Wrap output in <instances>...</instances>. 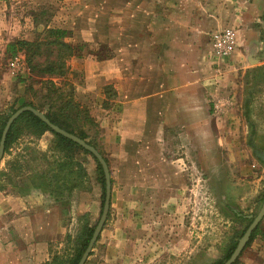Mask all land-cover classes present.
Here are the masks:
<instances>
[{"label": "crops", "instance_id": "obj_1", "mask_svg": "<svg viewBox=\"0 0 264 264\" xmlns=\"http://www.w3.org/2000/svg\"><path fill=\"white\" fill-rule=\"evenodd\" d=\"M226 2L0 0L1 97L25 99L26 79L18 81V73L10 68L14 58L22 61L20 74L30 76L24 53L11 56L6 52L9 44L53 30L61 32L71 48L66 80L75 102L94 122L86 130L88 140L105 159L111 181L106 222L85 264H155L167 249L176 259L182 249L183 257L194 259L191 264H210L221 258L234 229H221L209 248L212 233L195 232L184 224L186 205L198 200L216 205L214 218L223 217L224 208H230L232 217L241 211L248 219L259 212L264 152H255L261 166L252 165L243 150H235L240 165L225 166L224 152L234 150L230 140L236 136L235 125L228 124L238 122L231 74L246 67L257 71L263 54L254 31L245 23L239 26V16H231L235 9L226 8ZM36 12L47 13L41 24L35 23ZM227 24H238L237 42H256L254 52L214 56L208 35ZM185 162L193 166L183 167H195L201 174L196 186H183L169 175ZM91 188L88 207L81 210L79 203L77 209L93 215L100 187L94 182ZM194 191H199L195 198ZM44 200L33 195L0 197V264L49 260L55 211L50 213ZM184 230L183 241L177 239ZM188 234H200L202 240L189 245ZM212 248L218 255L210 260ZM241 253L237 264H264V218Z\"/></svg>", "mask_w": 264, "mask_h": 264}, {"label": "trees", "instance_id": "obj_2", "mask_svg": "<svg viewBox=\"0 0 264 264\" xmlns=\"http://www.w3.org/2000/svg\"><path fill=\"white\" fill-rule=\"evenodd\" d=\"M39 19L41 18L38 17L36 24H41ZM42 33L35 36L31 41L20 39L7 46L6 52L11 56H14L16 52L24 53L26 65L30 70V76L26 80H22L26 84L25 94L36 99L39 103L35 104L34 100L23 102L16 109L12 108L9 115L1 116L0 138L9 116L19 108L29 106L44 112L45 117L52 124L77 136L95 148L94 144L88 140L86 133L88 128L94 126L88 111L75 102L73 90L69 84L68 90L65 92L62 86H58L53 81L65 77L67 73L66 60L71 56V48L62 41L63 34L61 32L49 30L46 31L45 36H42ZM65 85L67 84L64 83L63 87ZM46 133L52 135L54 143L47 151L42 152L34 146V142ZM18 146H21L20 152L14 154L11 160L6 163V171H0V180L6 178L5 181L12 184V187L17 189L19 194L24 192V195H28L31 191L38 190L55 203L67 206L75 191L87 189L85 187L86 171L80 159V154H83L94 162L96 181L101 190L100 206L102 210L105 180L100 164L91 153L71 140L53 132L30 112L22 113L8 131L4 143V156L11 155V150ZM1 190L4 189L0 183ZM260 200L261 202L264 200V193ZM243 220L247 222V225L241 230H233L232 235L221 250V258L210 264H223L228 260L236 248L238 240L252 221V219L247 220L244 217L238 218L239 222H243ZM78 222L79 230L76 237L74 239L70 236L66 237L67 242L72 243L71 248H69L72 254L66 252L65 255L53 256L45 264H78L98 219L95 224L91 225L89 213L85 212L78 218ZM259 226L260 223L251 233L245 248L254 239ZM237 262L238 259L233 264H237Z\"/></svg>", "mask_w": 264, "mask_h": 264}, {"label": "rangeland", "instance_id": "obj_3", "mask_svg": "<svg viewBox=\"0 0 264 264\" xmlns=\"http://www.w3.org/2000/svg\"><path fill=\"white\" fill-rule=\"evenodd\" d=\"M34 2L35 4L42 3L43 0H29ZM36 6V5H35ZM234 8V12H231V16H239L240 25L245 23L246 26H249L250 29L254 31L256 34V41L258 46V51L263 54L261 57V64L260 67L257 69V71H254V69H251L250 67L237 69V71L234 74H231L232 77H235V91H234V100L236 103V106L234 108L233 115L238 118V122H235V124L229 123L228 125L232 126L235 125V131L236 136L235 138L230 140V144L234 145L233 152H230L226 149L224 152V164L225 166H238L240 165L238 159L239 156L236 153L235 150H243L248 155V161L251 162L254 166H261L260 162L258 161V157L255 155V152H264V0H227L226 2V8ZM39 10V9H38ZM37 17H46L47 13L44 15H41L39 12H36ZM50 15V11H49ZM226 27H231L235 30L236 34V40H237V30L238 24L235 25H226ZM225 28V27H224ZM223 28V29H224ZM41 28H38L40 31ZM254 39V38H253ZM252 39V40H253ZM245 41V40H244ZM244 41H239L236 43V52L242 53L245 56L250 54V52H254L255 50V43L256 42H249V43H242ZM251 43H254L250 45ZM250 51H249V50ZM12 72V71H11ZM16 79L19 81L21 79V76L27 79L29 75L20 74ZM66 76L64 77V80H66ZM58 86H62V89L67 92L68 90V84L70 83L66 80H53ZM65 87H63V84ZM233 97V95H231ZM24 100H19L20 96H17V98L14 100L13 95H10V97L6 94V96L0 95V117L1 116H7L9 115L11 109H16L18 106L23 104V102H28L30 100H34L35 104H38L36 99L31 98L29 95L24 96ZM26 100V101H25ZM230 109V108H229ZM39 111V110H38ZM40 112V111H39ZM44 114V112H41ZM227 113V112H226ZM225 113V114H226ZM13 114V113H12ZM11 114V115H12ZM10 115V116H11ZM9 116V117H10ZM233 128V127H232ZM26 141V139H25ZM227 142V141H226ZM53 137L49 133L44 134L40 139L36 140L34 142V146L42 152H45L53 145ZM213 144H210V151L214 152L215 148ZM21 146H18L17 148H14L11 150L10 154L3 155V159L0 164V171H6V163L11 160V158L14 156V154L20 152ZM212 157L215 156L214 153H212ZM80 159L82 160L83 167L86 171V178H85V187L87 189L75 191L71 198L69 199V205L63 206L61 203H55L52 199H50L47 195L42 194L40 191H31L28 195L33 196H44L45 206L47 207V210L51 213L55 211L54 214V220L51 223L50 221V230H49V260L53 256H61L65 255L66 252L69 254H72L71 250V244L67 242L66 237L70 236V238L74 239L76 237V234L79 230L78 226V218L81 216V214L85 213L84 211H78L77 207L78 204L81 203V210L85 207H88L90 203V196L92 194V183L96 182L97 184V177H96V171H95V165L94 162L88 158L87 156H83V154H80ZM185 158V156H182ZM92 163L93 166H88V164ZM177 166H182L183 169H179L177 172H170V177L172 176V179H177L176 181L185 186V185H197L199 183V180L201 179V174L193 167L192 169H189L188 167L185 168L183 166H193L191 163H181ZM91 167V170L89 168ZM8 173V168H7ZM14 173V172H12ZM175 175V176H174ZM6 178L1 179L0 183L3 186L4 190L0 191V197H7L9 195H18L20 197H25L28 195H24L23 193L19 194L15 189L12 187V184H8L7 181H5ZM7 180V179H6ZM19 180V179H18ZM98 185V184H97ZM199 190V189H198ZM199 194V191H194L193 195L194 198ZM101 195V190H100ZM100 203L98 206L95 207V211L88 212L89 213V223L91 225L95 224L97 219H99L100 212H101V200H99ZM84 207V208H83ZM186 207L188 208L187 213L184 215V224L187 226V228H190L191 230H194L195 232H201V231H209L213 234L212 240H207L209 248L214 244L217 237H215L216 233H220L221 229L228 228V226L233 227L232 230H241L247 225V222L243 220V222H239L238 218L243 217L244 213L239 212L241 216L239 217H232L230 212V208L226 210L224 208V215L220 214L219 217H211L214 212H216L217 207L209 202H205L204 200H198L197 202L194 201L191 204H187ZM220 207V206H219ZM228 207V206H225ZM87 210V209H86ZM215 210V211H214ZM232 213V212H231ZM214 216V215H213ZM225 216V217H224ZM256 215H254L255 217ZM245 218V217H244ZM247 220H251L252 218H246ZM219 229V230H217ZM51 231V233H50ZM187 233L185 230L181 233L182 236H177V239H182L183 241V235ZM200 234H188L185 236V241L189 245H196L197 242L200 239ZM209 238V235L206 234ZM204 240V239H203ZM212 241V242H211ZM176 243V242H175ZM180 243V241H179ZM178 243V244H179ZM74 245V244H73ZM75 246V245H74ZM73 248V247H72ZM213 249V248H212ZM171 252V251H170ZM168 251V249L165 252H162L155 261V264H185L184 262H188V264H191V262L194 261V259L190 255H186L183 257V250L181 249L180 253V259H176L173 255H171ZM213 256L209 257L210 260L217 257V253L215 252V249L212 250ZM178 253V254H179ZM178 254L176 255L178 257ZM173 257V258H172ZM181 257L183 259H181ZM186 257L189 259L186 260ZM208 259V260H209ZM186 260V261H185ZM48 262V261H47ZM46 263V262H45ZM44 263V264H45Z\"/></svg>", "mask_w": 264, "mask_h": 264}, {"label": "water", "instance_id": "obj_4", "mask_svg": "<svg viewBox=\"0 0 264 264\" xmlns=\"http://www.w3.org/2000/svg\"><path fill=\"white\" fill-rule=\"evenodd\" d=\"M24 112H30L37 118H39L43 123H45L53 132L71 140L72 142L76 143L78 146L83 148L84 150L88 151L91 153L97 160V162L100 164L104 180H105V190H104V203L103 207L98 219V222L96 223V226L94 228L93 234L88 242V245L81 256L78 264H85L90 252L92 251L95 243L97 242V239L102 231V228L106 222V218L108 215L109 207H110V198H111V181H110V174H109V169L108 166L104 160V158L100 155V153L93 147L87 144L84 140H81L75 135L69 134L66 131L60 129L58 126L52 124L43 113L39 112L38 110L29 107V106H24L16 110L6 121L5 126L2 130L1 138H0V164L3 159L4 155V143L6 140V136L8 131L10 130L11 126L15 122V120ZM264 156V154H262ZM261 160H263L261 158ZM252 218V217H251ZM264 218V201L262 203V206L257 213L255 217H253L251 223L249 224L248 228L242 235V237L238 240L237 246L232 252L231 256L226 260L223 264H233L238 257L240 256L241 252L245 248L251 233L254 231V229L259 225L261 220Z\"/></svg>", "mask_w": 264, "mask_h": 264}, {"label": "built area", "instance_id": "obj_5", "mask_svg": "<svg viewBox=\"0 0 264 264\" xmlns=\"http://www.w3.org/2000/svg\"><path fill=\"white\" fill-rule=\"evenodd\" d=\"M208 39L211 52L217 58H229L236 50V34L231 27L209 33ZM10 68L15 73H21L23 70L22 61L18 57L14 58Z\"/></svg>", "mask_w": 264, "mask_h": 264}]
</instances>
